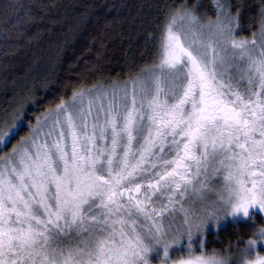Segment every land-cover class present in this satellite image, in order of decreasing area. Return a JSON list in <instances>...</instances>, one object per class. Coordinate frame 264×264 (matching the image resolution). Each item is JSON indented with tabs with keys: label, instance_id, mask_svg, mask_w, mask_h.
I'll use <instances>...</instances> for the list:
<instances>
[{
	"label": "snow or ice",
	"instance_id": "obj_1",
	"mask_svg": "<svg viewBox=\"0 0 264 264\" xmlns=\"http://www.w3.org/2000/svg\"><path fill=\"white\" fill-rule=\"evenodd\" d=\"M216 11L170 13L142 76L0 120V264H264V9L251 39ZM228 222L238 257L204 252Z\"/></svg>",
	"mask_w": 264,
	"mask_h": 264
},
{
	"label": "trees",
	"instance_id": "obj_2",
	"mask_svg": "<svg viewBox=\"0 0 264 264\" xmlns=\"http://www.w3.org/2000/svg\"><path fill=\"white\" fill-rule=\"evenodd\" d=\"M227 2L233 15L239 10V36L258 35L264 0ZM185 7L202 20L217 16L216 0H0V120L10 124L23 106L34 124L73 90L142 76L156 62L166 17ZM254 231L252 223L229 222L209 235V247L224 251Z\"/></svg>",
	"mask_w": 264,
	"mask_h": 264
},
{
	"label": "rangeland",
	"instance_id": "obj_3",
	"mask_svg": "<svg viewBox=\"0 0 264 264\" xmlns=\"http://www.w3.org/2000/svg\"><path fill=\"white\" fill-rule=\"evenodd\" d=\"M233 15V14H232ZM200 18V17H199ZM201 19V18H200ZM201 21L202 22H207L206 20H202L201 19ZM239 22V21H238ZM239 27H240V25H239ZM239 30H240V28H239ZM239 30L237 31V33H236V37H237V39H249V38H246V37H244V36H239ZM143 75V74H142ZM123 83L124 82H120L119 83V85H123ZM115 85H117V84H113L112 86H109V87H106V86H104L105 88H110V87H113V86H115ZM103 86V85H102ZM213 183H215V184H219L220 183V180H219V178H217ZM154 199H155V197H154ZM186 207H187V205H186ZM176 223H177V225L179 224V218L177 217V219H176ZM229 223V222H228ZM228 223H224V224H222V226L220 227V229H219V231H212V232H210V233H208V234H206V236H205V240H204V252H206L207 254H212L213 253V251L214 250H211L210 249V247H209V243H210V240H209V235L210 234H212V233H214V234H219L220 232H221V230L222 229H224L226 226H227V224ZM242 247H244V245L243 244H239V245H232V246H228V247H226L225 249H229V254L231 255V256H233L234 258H237L238 257V252L236 251V249L237 248H242ZM217 252H223L222 250H217ZM197 254H200L199 253V250H197ZM258 254L259 255H261V256H264V248H258ZM249 258H254V256L253 257H249ZM173 259H176V257L174 256L173 257ZM152 264H156V261L155 260H153L152 261Z\"/></svg>",
	"mask_w": 264,
	"mask_h": 264
}]
</instances>
